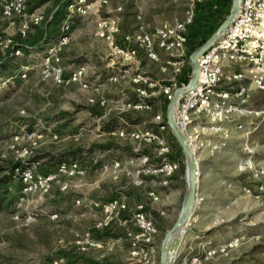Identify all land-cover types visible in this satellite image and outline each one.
<instances>
[{
  "label": "rangeland",
  "instance_id": "374dc122",
  "mask_svg": "<svg viewBox=\"0 0 264 264\" xmlns=\"http://www.w3.org/2000/svg\"><path fill=\"white\" fill-rule=\"evenodd\" d=\"M73 1L27 0L25 18L13 25L0 19V34L24 48L22 66L25 57L34 67L20 79L17 59H0V264H147L132 255L131 243L140 233L138 204L147 206L157 230L146 248L149 260L161 264V242L177 221L186 195L187 159L169 132L165 141L180 170L168 186L162 177L144 175V156L153 164L160 162L157 148L114 133L130 132L134 126L150 129L157 115L166 121L165 101H152L150 111H132L125 101L136 98L137 87L103 76L113 72L110 78L120 68L152 81L170 78L142 55L124 65L114 46L99 37L98 24L115 19V43L126 47L124 37L141 25L151 31L164 22L183 20L190 0H110L97 4L82 21L69 18L70 41L58 56L65 80L59 84L51 71L36 67L54 39L51 35L69 17L67 6ZM233 3L196 0L186 47L189 58L220 28ZM35 17L42 18L40 25L32 23ZM24 24L30 35L22 39L18 30ZM84 63L91 65L86 89L67 79ZM252 92L247 117L217 123L225 132L201 135L205 149L197 154L198 206L172 241L170 264H264V92ZM239 125L243 130H235ZM217 143L222 151L209 150ZM77 150L83 151L72 159L69 152ZM74 164L78 170L69 168ZM24 171L30 173L26 179ZM152 192L160 195L159 204L149 201ZM119 198L127 208L109 220L103 204Z\"/></svg>",
  "mask_w": 264,
  "mask_h": 264
},
{
  "label": "built area",
  "instance_id": "2783aa9c",
  "mask_svg": "<svg viewBox=\"0 0 264 264\" xmlns=\"http://www.w3.org/2000/svg\"><path fill=\"white\" fill-rule=\"evenodd\" d=\"M109 1L75 0L70 3L67 6L69 17L66 18L60 29L61 34L49 44L36 68L47 73L51 71L54 80L62 84L65 79H62L63 69L58 63V56L70 41L72 21L69 18L86 17L97 4L105 5ZM170 1L176 2L177 0ZM195 2L196 0H190L189 10L186 11L185 18L180 22H164L154 26L151 31L146 30L142 25L139 26L133 33L124 37L126 47H118V44L115 43V37L119 32L115 19L99 22V37L110 46H114L124 65H132L142 55L147 61L158 65L161 76L170 78L165 82H157L152 81L143 73H131L130 69L118 68L117 73L110 77L109 81L116 83L126 79L137 87L136 98H133L131 102L125 101L128 109L138 112L150 111L153 107L152 101L159 99H164L165 103L168 102L169 105L176 90L189 86L193 76L192 72L189 75L188 83L183 80L186 77L185 71L189 67L192 68L186 47L189 43V30L194 23L193 6ZM26 11L27 0H0V19L12 25L19 18H25ZM137 19L141 20L140 17ZM41 22V17H35L32 21L36 26ZM18 31L20 32L19 37L22 39L30 35L27 24L22 25ZM3 55L4 57L8 55L14 60L19 59L24 56V48L11 38L0 34V59ZM53 63L56 65L54 66ZM90 66V63H84L73 70L67 78L68 82L79 84L85 89L88 88L86 76ZM32 69L34 67L21 66L17 71L18 77L26 79ZM199 75L198 87L183 95L175 108L176 124L190 143L191 149H195L196 155L205 149L201 138L204 131L214 134L225 132L222 126H218L217 123L229 121L235 116L238 118L247 117L248 105L253 96L252 91L264 92V0H242L240 10L231 21L229 28L211 49L199 58ZM123 100L121 102H124ZM207 125H211L209 130L205 128ZM235 130H243V126L239 125ZM168 132L171 130L169 126H166L163 115H157L155 126L150 129L134 126L130 132L114 133V135L119 134L121 137H127L140 144L153 145L157 148L160 162L153 164L148 157L144 156L142 159L143 168L140 171L150 177H162L165 180L162 183L163 186H168L169 180H172L180 170L179 163L171 158L172 146L165 141ZM229 132L226 131V138H228ZM17 139L18 136L15 140L17 141ZM211 146L212 148L209 150L212 152L218 153L223 150L221 144H210ZM248 165V168H251V164ZM115 167L118 169L120 163ZM69 168L79 169L77 164L69 166ZM27 175H30L28 171L22 173L24 179L27 178ZM148 196L152 205L161 202V197L157 193L152 192ZM126 208V204L119 198L103 204L102 211L110 220L113 217H118ZM135 211V220L140 227V233L131 243L132 255L139 256L143 260H147V264H151L146 248L152 245L151 241L157 230L151 221L147 206L138 204Z\"/></svg>",
  "mask_w": 264,
  "mask_h": 264
},
{
  "label": "water",
  "instance_id": "95a60500",
  "mask_svg": "<svg viewBox=\"0 0 264 264\" xmlns=\"http://www.w3.org/2000/svg\"><path fill=\"white\" fill-rule=\"evenodd\" d=\"M242 0H234L232 10L230 15L221 24L220 28L214 33V35L206 41V43L198 49L195 53L190 56L191 66H192V79L187 88H182L174 92L172 101L167 107L166 115V126H169L173 137L182 149L185 157L187 159L186 176L187 179V189L184 201L181 206V211L178 216L177 221L173 227L166 233L162 240V246L160 250V260L161 264H170V252L172 247V241L176 235L182 230L186 223L194 216L196 211V206L198 203V187L201 175L199 174V164L197 162L195 153L191 149L190 143L187 141L185 135L182 134L175 120V108L180 100V98L187 94L189 91L195 90L199 85V58L208 52L211 47L217 42V40L222 36V34L229 28L231 21L238 14L240 10Z\"/></svg>",
  "mask_w": 264,
  "mask_h": 264
},
{
  "label": "crops",
  "instance_id": "0c3cea01",
  "mask_svg": "<svg viewBox=\"0 0 264 264\" xmlns=\"http://www.w3.org/2000/svg\"><path fill=\"white\" fill-rule=\"evenodd\" d=\"M75 18H78L79 20L81 19V21L84 20V18L81 17V16H80V17H77V16H76ZM75 21H77V19H75ZM75 21H74V22H75ZM62 22H63V20H62ZM60 26H61V24H60ZM60 34H61V30L58 28L57 31H55V32L51 35V36L54 38V39L51 40V43H52L53 41H55V40L59 37ZM24 56H25V55H24ZM29 56H30V55H29ZM29 56H28V57H29ZM23 60H25V62H24L23 64H26V65H23V66H29V61H28V59H26V58L24 57ZM16 61L18 62V63H17V62H16V63L19 64V69H20V67L22 66V64H21V58L17 59ZM76 68H77V67H76ZM76 68H75V69H76ZM19 69H18V70H19ZM143 69H144V68H142V70H143ZM130 70H131V69H130ZM131 71H132V70H131ZM112 74H113V72H111L110 74L108 73V75L103 76V79L109 81L110 78H108V77H109L110 75H112ZM100 77H102V76L99 75L98 78H100ZM168 133H169V132H168ZM168 135H169V134H168ZM196 159H197V158H196ZM197 161H198V159H197ZM175 179H176V178H175Z\"/></svg>",
  "mask_w": 264,
  "mask_h": 264
},
{
  "label": "trees",
  "instance_id": "16d2710c",
  "mask_svg": "<svg viewBox=\"0 0 264 264\" xmlns=\"http://www.w3.org/2000/svg\"><path fill=\"white\" fill-rule=\"evenodd\" d=\"M29 50V49H28ZM29 52V51H28ZM30 53V52H29ZM21 58H23V57H21ZM25 62V60L23 61V63ZM191 72H192V68L191 67H189L186 71H185V76L186 77H184V82H186V83H188L189 82V79H190V74H191ZM167 104H168V102H166V103H164V106H163V110H165V112L167 111L166 110V108H167ZM100 149L102 148V149H109L110 147L108 146H101V147H99ZM83 150H77V151H73V152H69L70 153V155L73 157L72 159H75L81 152H82ZM72 162V161H71ZM21 166V164H19L18 163V165H16L15 166V169H18L19 167ZM0 208H1V205H0Z\"/></svg>",
  "mask_w": 264,
  "mask_h": 264
},
{
  "label": "bare ground",
  "instance_id": "6f19581e",
  "mask_svg": "<svg viewBox=\"0 0 264 264\" xmlns=\"http://www.w3.org/2000/svg\"><path fill=\"white\" fill-rule=\"evenodd\" d=\"M192 151H193V153H194V152H195V149H192ZM195 156H196V158H197V155H196V154H195ZM197 162H198V161H197ZM248 164H250V163L247 162V166H249ZM187 179H188V177H187ZM197 206H198V203H197ZM197 206H196V207H197ZM191 218H192V217H191ZM191 218H190V219H191ZM186 224H187V223H186ZM185 227H186V225H185ZM185 227H184V228H185ZM184 228H183V229H184ZM183 229H182V230H183ZM180 231H181V230H180ZM170 258H171V255H170ZM170 262H171V260H170Z\"/></svg>",
  "mask_w": 264,
  "mask_h": 264
}]
</instances>
